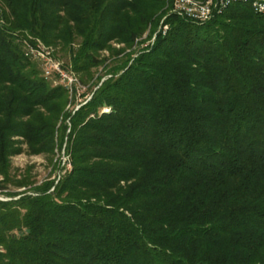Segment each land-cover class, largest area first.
<instances>
[{
	"label": "trees",
	"instance_id": "obj_1",
	"mask_svg": "<svg viewBox=\"0 0 264 264\" xmlns=\"http://www.w3.org/2000/svg\"><path fill=\"white\" fill-rule=\"evenodd\" d=\"M171 2L0 0V175L23 144L55 155L67 139L73 165L0 200V264H264V12L168 15L75 112L27 53L69 50L85 82Z\"/></svg>",
	"mask_w": 264,
	"mask_h": 264
},
{
	"label": "rangeland",
	"instance_id": "obj_2",
	"mask_svg": "<svg viewBox=\"0 0 264 264\" xmlns=\"http://www.w3.org/2000/svg\"><path fill=\"white\" fill-rule=\"evenodd\" d=\"M171 1V0H170ZM171 5V4H170ZM170 5L166 7V12L160 21V24L156 31L151 29L148 30L140 37H138L131 47L126 46L124 43L118 41H112L110 48L104 49L100 52L101 57L104 59V63L99 67L92 68V76H82L85 82H82L79 75L72 69L70 62V52L61 46H46L43 42L38 43L40 49L51 53V57L61 62L62 65L68 66L78 77L79 86L74 89L72 93H69V102L67 109L75 112L83 104L89 101L94 95L95 91L101 86L102 82L106 79L111 78L112 72L118 71L117 75L121 73L122 66L128 61V58L138 56L142 50H148L153 46L156 41L158 33L166 34L170 28L169 23L166 22L167 16L170 13ZM215 15V14H214ZM213 15V16H214ZM163 25H167L166 33L162 32ZM77 46V43L75 44ZM121 50V53H117ZM38 60L41 57H36ZM42 62V61H41ZM42 69L44 66L42 63ZM54 85H60L61 81L56 76L47 77ZM64 87L65 85L62 84ZM66 88V87H65ZM91 96V98H90ZM90 98V99H89ZM103 109L101 112H104ZM69 125L67 133L70 131L71 123L67 120ZM67 145V139L62 147V151H57L56 154H32L26 144H23V151L12 157V168H11V179L3 181V176L0 175V184L7 186L6 189L0 191V200L9 201L18 199L23 194L17 193L26 190L28 194H35L33 188L41 185L43 182L48 180H55V184L58 183L59 179L69 172L73 165L69 155L65 153ZM20 181L28 182L27 186L20 187L17 185ZM54 187L51 188V191ZM16 193V194H15Z\"/></svg>",
	"mask_w": 264,
	"mask_h": 264
},
{
	"label": "built area",
	"instance_id": "obj_3",
	"mask_svg": "<svg viewBox=\"0 0 264 264\" xmlns=\"http://www.w3.org/2000/svg\"><path fill=\"white\" fill-rule=\"evenodd\" d=\"M250 3L254 11L264 12V0H172L169 4L170 13L177 14L197 22H205L216 13H221L235 2ZM168 5V6H169ZM167 25H163L162 32L166 33ZM27 53L34 57H41L46 77L56 76L64 84L69 93H72L80 82L77 75L68 67H63L61 62L51 57V53L38 48H30ZM91 98V96H90ZM89 98V99H90ZM109 108H105L108 111Z\"/></svg>",
	"mask_w": 264,
	"mask_h": 264
}]
</instances>
